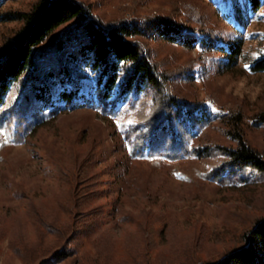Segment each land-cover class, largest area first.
Returning a JSON list of instances; mask_svg holds the SVG:
<instances>
[{
    "label": "rangeland",
    "instance_id": "374dc122",
    "mask_svg": "<svg viewBox=\"0 0 264 264\" xmlns=\"http://www.w3.org/2000/svg\"><path fill=\"white\" fill-rule=\"evenodd\" d=\"M76 1L106 22H137L149 29L133 40L147 45L165 73L193 68L191 79L177 78L172 89L208 108L211 127L196 142L236 146L232 136L241 133L264 154V122L258 118L264 115V73L250 68L264 48V0L242 24L227 17L224 0ZM34 2L0 0V45L19 26L15 13ZM192 7L227 46L241 43L237 63L221 52L152 39L151 28L160 20L185 32L198 30ZM237 111L242 122L231 136L232 125L224 119ZM24 123L15 138L0 127V264H201L242 246L264 217V180L225 185L206 179L213 159L137 161L123 133L127 122L98 108L58 111ZM76 190L84 198L75 216ZM55 226L76 227L70 246ZM43 249L50 255L34 258Z\"/></svg>",
    "mask_w": 264,
    "mask_h": 264
},
{
    "label": "trees",
    "instance_id": "16d2710c",
    "mask_svg": "<svg viewBox=\"0 0 264 264\" xmlns=\"http://www.w3.org/2000/svg\"><path fill=\"white\" fill-rule=\"evenodd\" d=\"M34 1L31 9L15 13L14 21L19 26L0 45L3 133L15 138L22 134L20 124L24 126V121L30 120L32 124L45 114L98 108L127 122L123 133L130 155L137 161L213 159L215 164L206 171V179L225 185L264 180V154L251 146L243 134L231 135V130H237L242 122L241 111L234 112L229 119L222 118L231 119L227 123L232 129L227 133L236 137V146L196 142L211 127L208 108L204 101L186 99L172 89L177 78L191 79L193 68L184 69L181 75L162 71L147 45L133 40L147 34L149 29L137 22L132 25L106 22L94 15L90 6L76 0ZM224 1L229 9L227 17L238 24L262 6L261 0ZM199 12L195 7L189 9V14L201 25L198 30L185 32L183 27L163 20L151 30L171 44L221 52L230 64L237 63L242 55L241 43L227 46L223 39L209 32ZM250 68L255 73H264V48L259 49ZM262 114L258 118L264 122ZM193 141L195 145L191 144ZM86 168L88 171L89 167ZM79 177L82 174L77 175L76 187L81 183ZM82 198L76 190L72 207L75 216ZM75 228L56 227L54 231L64 245L70 242V246V238L77 233ZM17 248L26 252L23 246ZM62 251L63 248L58 252ZM43 252L50 255L48 249H43L34 258L44 256ZM201 264H264V217L245 235L242 246Z\"/></svg>",
    "mask_w": 264,
    "mask_h": 264
},
{
    "label": "bare ground",
    "instance_id": "6f19581e",
    "mask_svg": "<svg viewBox=\"0 0 264 264\" xmlns=\"http://www.w3.org/2000/svg\"><path fill=\"white\" fill-rule=\"evenodd\" d=\"M158 38L162 39V37L159 36V35H154V34L152 35V39H153V40L156 41V40H158Z\"/></svg>",
    "mask_w": 264,
    "mask_h": 264
}]
</instances>
